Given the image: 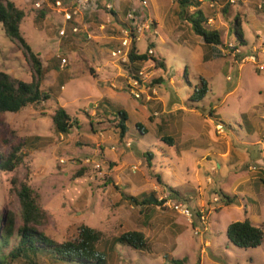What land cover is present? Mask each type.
Here are the masks:
<instances>
[{"label":"rangeland","instance_id":"rangeland-1","mask_svg":"<svg viewBox=\"0 0 264 264\" xmlns=\"http://www.w3.org/2000/svg\"><path fill=\"white\" fill-rule=\"evenodd\" d=\"M11 1L25 13L20 31L42 63V89L49 98L0 115V152L18 138L26 141L21 176L27 174L49 216L39 229L59 242L76 238L81 225L101 231L98 247L107 264H168L165 256L185 258V264H264V241L244 249L225 234L230 222L245 217L264 231V181L259 182L264 179L263 0H200L208 27L222 37L217 57L178 18L173 0H147L146 6L138 0ZM128 8L152 24L137 36L138 52L164 63L159 67L151 58L142 62L136 86L124 61L111 54L126 39L122 22ZM70 10L72 21L66 23ZM236 14L246 39L243 46H235L228 32ZM0 71L25 82L33 75L23 48L6 36L1 24ZM200 77L207 93L191 101ZM103 98L128 115L122 141L113 105L103 107L108 115L101 114ZM59 106L72 118L67 135L58 134L52 123ZM162 135L172 136L171 146ZM9 176L0 172V214L12 211L19 224ZM221 192L234 196L233 202L225 204ZM162 194L185 199L192 210L203 208L208 231L196 235L192 228L197 222L190 225L169 208L136 205L127 197L157 199ZM131 230L144 233L147 250L115 241ZM35 264L58 263L39 256Z\"/></svg>","mask_w":264,"mask_h":264},{"label":"trees","instance_id":"trees-1","mask_svg":"<svg viewBox=\"0 0 264 264\" xmlns=\"http://www.w3.org/2000/svg\"><path fill=\"white\" fill-rule=\"evenodd\" d=\"M55 3L57 0H50ZM139 4L141 0H138ZM217 3L221 0H211ZM225 1V0H224ZM175 4V14L181 21L189 24L194 34L200 37L205 47H213L214 56H220V50L217 46H222L223 41L218 30L208 27L207 15L201 7L200 0H173ZM264 4V0L262 1ZM227 3V2H226ZM228 3L222 8V12H228ZM193 10L190 11L189 9ZM130 13L135 11L128 8ZM110 14L117 13L111 8ZM127 12V14L129 13ZM25 13L18 8L11 0H0V24L6 36L11 40L18 42L23 48L24 54L29 60L33 75L30 82H25L11 77L6 72L0 71V115L4 112H18L27 105L39 104L49 98V94L42 89L43 68L42 63L30 45L23 37L20 26ZM44 14L40 11L38 18L42 19ZM72 21V19H71ZM70 22V21H69ZM122 25L131 29L132 43L128 51V61L122 62L124 69L132 75V79L140 81L139 71L142 62L151 58L148 54L139 53L136 46L138 38L134 32L132 20L127 18ZM228 32L236 43L235 46L246 45V39L243 34L241 20L236 14L229 23ZM151 45V44H150ZM208 56L203 55V60ZM159 67H164L162 61L155 60ZM158 80H156L157 82ZM207 83L203 77L199 78V84L194 88L189 100L200 101L207 93ZM113 105L109 98H103L101 102V114L108 115L104 109L106 106ZM104 107V108H103ZM112 114L116 119V128L119 132V139L122 141L128 132L126 121L127 113L118 106H112ZM111 113V112H110ZM54 130L58 134L67 135L73 127L72 118L63 107H57L51 117ZM140 132L143 130L140 124H137ZM161 140L171 146L172 136L162 135ZM26 145V141L18 138L9 144L5 151L0 152V172L10 174L9 192L15 196L19 203L20 223L15 224V217L12 211L4 209L0 214V264H10L13 261H25L35 264L39 256H45L50 261L58 264H107L104 252L100 251L99 244L102 241V232L92 227L81 225L76 238L63 240L61 242L51 239L39 229L48 221V213L40 204V195L29 185L27 180L21 176L20 166L23 165L26 153L21 151ZM151 155L150 153H148ZM264 179L259 177V182ZM255 182V183H259ZM173 193L176 191L171 189ZM225 198V204L233 202V197H229L221 192ZM178 199L179 197L175 195ZM129 197L136 205L150 204L156 205L157 202H151L150 196L139 200L134 196ZM152 198H154L152 196ZM155 199V198H154ZM181 199V198H180ZM185 201V199H181ZM186 202V201H185ZM194 210V209H193ZM196 212V211H195ZM228 241L239 248H257L264 241V231L261 226L253 224L247 217L242 220L230 222L225 231ZM14 241V242H13ZM115 241L131 247L137 251H144L149 248L144 233L139 230L126 231L115 238ZM168 264H185V258L178 259L167 257Z\"/></svg>","mask_w":264,"mask_h":264},{"label":"built area","instance_id":"built-area-1","mask_svg":"<svg viewBox=\"0 0 264 264\" xmlns=\"http://www.w3.org/2000/svg\"><path fill=\"white\" fill-rule=\"evenodd\" d=\"M59 0H57L55 3L59 4ZM147 0H141L140 1V5L142 6H146L147 5ZM38 5V4H37ZM72 11L70 10L69 13H65L64 19L66 20L65 22H69L71 21V17H72ZM127 18L132 20V24L134 25V32L136 33V35H139L140 32H143V29H149L151 28L152 24L148 22H145L146 20H142V16L136 14V13H128L127 14ZM131 29L128 28H124V34L126 36V39L123 38L122 40H120V42L118 43V46H116L111 54L114 56H117L118 58H120L121 60H123L124 62L128 61V51L130 48V39H131ZM72 31L75 32L76 31V26L72 28ZM59 33L61 35L64 34V28H62L61 30H59ZM129 37V38H128ZM229 45H232V43H228ZM149 53L152 52L151 49H149L148 51ZM251 61H254V57L251 56L250 57ZM61 61L63 63H66V59L62 58ZM139 75L142 74V71H139L138 73ZM137 80L133 79V85L136 86L137 85ZM132 93L137 97L138 96V90L137 89H133L132 88ZM97 168H99L98 165H95ZM155 201L157 202L158 206H163L166 208H169L172 212H174L175 214H177L178 216L183 217L190 225L193 224V222H197V226L193 227L192 230L194 231V233L196 235H204L207 231H208V214L206 212H204L203 208H200L198 210H192L191 207H189V205L182 200H179L175 197H171L170 194H162L161 196H159L157 199H155Z\"/></svg>","mask_w":264,"mask_h":264},{"label":"water","instance_id":"water-1","mask_svg":"<svg viewBox=\"0 0 264 264\" xmlns=\"http://www.w3.org/2000/svg\"><path fill=\"white\" fill-rule=\"evenodd\" d=\"M150 201H151V202H155V199L152 198V196H151V197H150Z\"/></svg>","mask_w":264,"mask_h":264}]
</instances>
